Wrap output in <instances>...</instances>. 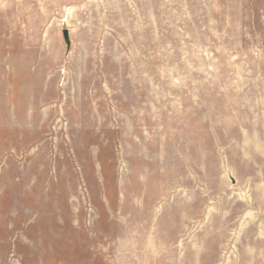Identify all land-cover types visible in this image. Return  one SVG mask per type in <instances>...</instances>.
<instances>
[{
	"label": "rangeland",
	"instance_id": "1",
	"mask_svg": "<svg viewBox=\"0 0 264 264\" xmlns=\"http://www.w3.org/2000/svg\"><path fill=\"white\" fill-rule=\"evenodd\" d=\"M0 264H264V0H0Z\"/></svg>",
	"mask_w": 264,
	"mask_h": 264
},
{
	"label": "water",
	"instance_id": "2",
	"mask_svg": "<svg viewBox=\"0 0 264 264\" xmlns=\"http://www.w3.org/2000/svg\"><path fill=\"white\" fill-rule=\"evenodd\" d=\"M63 33H64V38H65L67 44H70V39H69V33H68V30L65 29Z\"/></svg>",
	"mask_w": 264,
	"mask_h": 264
}]
</instances>
